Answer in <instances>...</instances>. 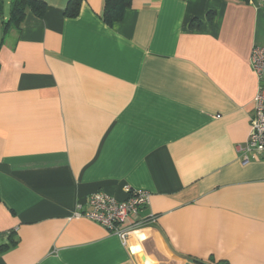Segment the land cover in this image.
<instances>
[{
	"label": "crops",
	"instance_id": "crops-1",
	"mask_svg": "<svg viewBox=\"0 0 264 264\" xmlns=\"http://www.w3.org/2000/svg\"><path fill=\"white\" fill-rule=\"evenodd\" d=\"M0 1V264H264V159L240 160L264 0H133L112 27L40 0L8 32ZM126 185L151 194L127 242L75 215Z\"/></svg>",
	"mask_w": 264,
	"mask_h": 264
},
{
	"label": "built area",
	"instance_id": "built-area-1",
	"mask_svg": "<svg viewBox=\"0 0 264 264\" xmlns=\"http://www.w3.org/2000/svg\"><path fill=\"white\" fill-rule=\"evenodd\" d=\"M250 64L259 81V89L254 101L249 137L245 147L240 151L243 165L253 160L264 159V45L253 47ZM124 191L126 193L124 199L103 191L93 193L84 205L77 207L75 215L98 223L127 242L130 235L138 233L144 226L143 221L139 220V213L149 206L151 194L129 185L124 187ZM155 221L153 218L150 222Z\"/></svg>",
	"mask_w": 264,
	"mask_h": 264
},
{
	"label": "trees",
	"instance_id": "trees-1",
	"mask_svg": "<svg viewBox=\"0 0 264 264\" xmlns=\"http://www.w3.org/2000/svg\"><path fill=\"white\" fill-rule=\"evenodd\" d=\"M249 3L251 0H239ZM82 0H70L66 10L69 17H76ZM133 0H104L102 14L103 21L112 27L115 23L121 22L125 12L131 8ZM46 4L40 0H12V7L9 20L5 22V31L20 29L27 15V10L32 9L37 16L42 17L46 10ZM8 247V246H6ZM216 264H227L218 262Z\"/></svg>",
	"mask_w": 264,
	"mask_h": 264
},
{
	"label": "rangeland",
	"instance_id": "rangeland-1",
	"mask_svg": "<svg viewBox=\"0 0 264 264\" xmlns=\"http://www.w3.org/2000/svg\"><path fill=\"white\" fill-rule=\"evenodd\" d=\"M9 1L11 2V0H5L4 1V7H5L4 12L6 14L5 15L6 18L9 16V12H10V4L8 3ZM0 4H1V1H0ZM3 18H4V15L0 13V40L3 36V31H4V29H3V22H4Z\"/></svg>",
	"mask_w": 264,
	"mask_h": 264
}]
</instances>
